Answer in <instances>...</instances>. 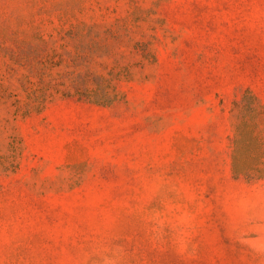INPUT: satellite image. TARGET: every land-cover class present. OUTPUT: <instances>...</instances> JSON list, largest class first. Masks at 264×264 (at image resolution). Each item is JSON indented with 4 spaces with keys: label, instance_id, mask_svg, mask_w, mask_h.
<instances>
[{
    "label": "rangeland",
    "instance_id": "obj_1",
    "mask_svg": "<svg viewBox=\"0 0 264 264\" xmlns=\"http://www.w3.org/2000/svg\"><path fill=\"white\" fill-rule=\"evenodd\" d=\"M247 91L264 0H0V264H264Z\"/></svg>",
    "mask_w": 264,
    "mask_h": 264
},
{
    "label": "trees",
    "instance_id": "obj_2",
    "mask_svg": "<svg viewBox=\"0 0 264 264\" xmlns=\"http://www.w3.org/2000/svg\"><path fill=\"white\" fill-rule=\"evenodd\" d=\"M235 105L240 106L244 116L250 118L256 114L257 106L264 107V104H261L259 99L248 91L245 93L242 101L239 104L235 103ZM236 137H238V139L235 142L236 148L234 150V154H236L237 151L238 152L240 151V153L243 156H245V159H247L248 153L250 151L258 150L259 141L256 136L252 135L250 126L246 122H243L241 126H238L236 128ZM248 168H249V163L247 159L244 160V162L242 163V165H240V167H236L235 170L236 172L239 173H245Z\"/></svg>",
    "mask_w": 264,
    "mask_h": 264
}]
</instances>
